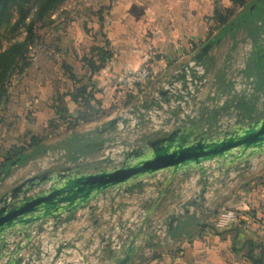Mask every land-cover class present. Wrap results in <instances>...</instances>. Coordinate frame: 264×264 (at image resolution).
Masks as SVG:
<instances>
[{
    "label": "crops",
    "instance_id": "obj_1",
    "mask_svg": "<svg viewBox=\"0 0 264 264\" xmlns=\"http://www.w3.org/2000/svg\"><path fill=\"white\" fill-rule=\"evenodd\" d=\"M76 7V15L70 12L64 22L56 25L60 26V34H56V27L52 31L54 34H48L49 47H38L39 60L36 64L33 61L30 68L38 66L36 81L30 84L27 92L19 91L20 103L10 100L7 105L10 115L4 116L6 122L0 126V162L12 144L20 143V139L28 141V134L41 138L40 127L46 122V127H53L55 134L61 135V131L66 134L65 139L55 136L50 142L62 143L59 149L76 150L93 140L94 125L102 119L89 123L81 121L79 126L69 129L68 124L54 120L58 117L51 106L62 98L69 120L77 118L84 110L66 95L76 86L64 66L74 68L81 74L80 79L86 81L88 75L83 59H91L93 49L105 44V40L109 42L113 59L93 78L101 90L95 94L102 105L101 115L111 103L126 97V94H117L115 80L151 65L154 76L150 88H153L169 79L206 45H212V49L206 60L209 84L204 90L202 105L214 90L219 96L230 94L232 100L228 106L238 115L243 113L240 103L235 102L243 98L234 96L228 74L237 62H246L249 58L252 24L264 19L260 3L248 0L245 8H238L230 0H77ZM217 7L235 11L227 25L218 26L213 19ZM257 106L258 102L244 117L259 119L264 116L257 113ZM210 113L202 106V118ZM51 120L55 121L52 126ZM72 154V158L76 156ZM70 158L68 164L72 162ZM86 160L94 162L96 159L86 157ZM44 165L43 161L34 159L19 167L10 182L21 175L28 178L39 174L35 168ZM190 176L191 173L175 179L154 220L170 222L176 206H186L198 197L197 204L181 218L180 225L173 224L165 242H153L150 257L141 256L134 264H253L248 258L250 247L256 248V257L264 252V170L243 177L233 185L223 182L204 198L199 195L202 183L189 182ZM224 209L235 210L238 220L225 230H214L213 224Z\"/></svg>",
    "mask_w": 264,
    "mask_h": 264
},
{
    "label": "built area",
    "instance_id": "obj_2",
    "mask_svg": "<svg viewBox=\"0 0 264 264\" xmlns=\"http://www.w3.org/2000/svg\"><path fill=\"white\" fill-rule=\"evenodd\" d=\"M246 62H237L228 74L229 83L235 97L249 99L255 93V79L244 76ZM154 73L149 67L128 72L120 77L121 87L128 93L138 88L142 90L136 103L116 115L119 119L115 130L105 139V147L100 159L110 158L113 165L121 160V153L140 146L147 137H158L177 127L193 125L201 116V108L209 112L226 108L231 95L219 96L214 90L209 92V100L202 105V96L209 84V73L202 63L189 59L181 69L169 79L150 88ZM182 76L184 79L179 80ZM172 84V85H171ZM166 92L163 96L162 93ZM219 129L236 123L228 114H221ZM86 162L85 159H79ZM244 167L230 173L215 172L208 182L212 193L223 182L236 184L243 177L262 172L264 158L257 157ZM214 168L215 165H207ZM160 173L145 180L141 190L112 191L72 217H60L33 224L13 232L0 248V264H109L106 254L109 250L119 251L130 240L131 234L143 221L149 206L159 195L162 184L168 178ZM199 173L191 174L189 182L196 183ZM47 189V188H46ZM184 205L174 208V216H183ZM238 220L235 210L224 209L213 224L214 230H225ZM97 221V222H95ZM153 228L159 243L168 238V222L153 221ZM152 248L146 247L141 256L148 258Z\"/></svg>",
    "mask_w": 264,
    "mask_h": 264
},
{
    "label": "water",
    "instance_id": "obj_3",
    "mask_svg": "<svg viewBox=\"0 0 264 264\" xmlns=\"http://www.w3.org/2000/svg\"><path fill=\"white\" fill-rule=\"evenodd\" d=\"M252 26V46L244 76L255 79V92L258 93L256 85L264 80V19L263 22H253ZM211 49L212 45L204 46L194 59L198 63L205 62ZM182 79L184 76L179 80ZM162 95L165 96L166 92ZM229 108L221 109L219 117L214 120L207 121L209 115L206 118L200 116L193 125L177 127L158 137H147L140 146L122 152V160L112 169H109L113 164L110 158L94 162L73 160L9 186L6 184L9 177L0 174V248L5 247L6 239L17 230L52 218L66 220L112 191L141 190L145 180L167 173L169 176L163 181L159 195L149 206L143 221L132 232L129 243L117 252L109 250L106 254L109 264H134L141 257L143 249L152 248L153 242L157 241L153 228L154 216L178 176L199 173L200 179L195 184L202 183L199 195L204 198L209 192L208 179L215 172L230 173L240 167L248 170L251 160L264 158V116L249 123L237 122V119L236 123L219 129V118L221 114H227ZM118 121L117 118L111 119L100 134L115 130ZM105 142L101 138L85 144V148L101 151ZM211 164L215 167H207ZM11 166L13 169L17 163L13 162ZM189 203L184 215L195 207ZM183 216H174L168 222V231Z\"/></svg>",
    "mask_w": 264,
    "mask_h": 264
},
{
    "label": "trees",
    "instance_id": "obj_4",
    "mask_svg": "<svg viewBox=\"0 0 264 264\" xmlns=\"http://www.w3.org/2000/svg\"><path fill=\"white\" fill-rule=\"evenodd\" d=\"M68 0H0V39L2 37L1 31L4 28H10L5 39L8 41L13 40L20 35V31L24 29L26 37L23 41H18L9 45V47L0 51V110L2 107H6L10 103L8 94V84L10 79L17 73L23 74L33 65V60L30 57V51L33 47H44L48 48L49 43H47L43 38L37 36L35 33V28L39 23L44 22L45 19L50 17L54 12H56L65 2ZM235 7L245 8L247 6L248 0H230ZM255 3H260L264 8V0H255ZM34 12H31V11ZM103 12L99 14L100 19ZM235 14L234 10H225L224 12L217 7L213 19L218 23L219 26L227 25L230 19ZM30 19L29 23L27 21ZM102 20V19H101ZM14 21V23H13ZM13 23V24H12ZM60 26L56 27V34H60ZM102 46H97L93 49L94 56L91 59H83L85 68L87 69V77L85 79H80L81 74H78L74 68L70 66H64L69 79L75 83V88L73 92L66 94L70 96L72 101L79 107L84 108L83 111L79 112L77 118L69 120L68 110L61 101L62 98L56 100L51 108L56 113L57 117L54 119L60 124H68L69 129H73L79 126L80 122L89 123L93 121H99L105 114H102V105L95 97L96 93H101L96 82L93 81L94 75L101 72L106 68V66L112 61L113 53L109 46V42L105 40ZM207 72L209 71L207 61L202 63ZM143 67H149L152 71L151 65H145ZM86 75V74H85ZM84 75V76H85ZM120 79V78H119ZM85 81V82H84ZM116 92L128 95L119 80H115ZM259 89L260 93L264 89V80L261 81L259 85H256V90ZM257 94H255L251 100L250 99H237L235 102L240 103V107L243 113L239 115L237 122L249 123L255 121V118H245V112H250L255 108L257 101ZM7 110L4 109L5 112ZM221 110H216L212 112L207 121L214 120L219 117ZM263 117V116H262ZM51 120L50 125L54 124ZM6 122L4 116L0 114V126ZM210 134H212L210 132ZM28 141L24 143H14L11 145L10 149L3 153V160L0 162V174H3L5 178H8L12 174L13 162L17 163V166L25 165L26 163L35 159L42 152L43 139L38 136H32L28 134L26 136ZM85 149V145H81L76 150L67 149L69 152V157L72 158V153L76 156L83 155L82 151ZM74 151V152H73ZM75 156V157H76ZM74 158V157H73ZM90 167L89 165L87 166ZM201 201V200H200ZM196 205L197 202H190L189 205ZM179 225L181 219L176 221ZM255 247H250V252L248 258L253 264H264V252H261L259 257L254 255Z\"/></svg>",
    "mask_w": 264,
    "mask_h": 264
},
{
    "label": "rangeland",
    "instance_id": "obj_5",
    "mask_svg": "<svg viewBox=\"0 0 264 264\" xmlns=\"http://www.w3.org/2000/svg\"><path fill=\"white\" fill-rule=\"evenodd\" d=\"M35 2V0H33ZM76 3L77 0H68L67 2H65L56 12H54L50 17H48L47 19L44 20V22L39 23L36 28H35V33L37 34V36L43 38L47 43H49V39H48V34H54L52 31L54 30V28L56 27L57 24L64 22L65 19L68 17V13L72 12V14L76 15V11L74 10L76 7ZM64 8H66V10H64ZM77 8V7H76ZM223 12L225 10H222ZM31 12H34L33 10ZM234 16V15H233ZM30 19L27 21V23H29ZM14 23V21H13ZM12 23V24H13ZM217 23V22H216ZM218 25V23H217ZM219 26V25H218ZM10 28H4L1 31L2 37L0 39V51H4L6 50L9 45H11L12 43L15 42H20L23 41L26 37V33L24 31V29H22L20 31V35L17 36L16 38H14L11 41H8L5 39V36H9L8 34H10L9 32ZM11 37V36H9ZM39 47V46H38ZM38 47H33V49H31L30 51V57L32 58L34 62V64H36L37 60H39V54L38 52ZM36 65L33 66L32 69L27 70L25 73L23 74H15L9 81L8 84V94H9V99L14 103V102H18L20 103L19 99H17L18 95H19V91L22 90V92H27V90H29L30 88V84H32L34 81H36V79L38 78V73L39 71L37 70ZM142 90L141 89H137L134 92L128 93V95L125 97L124 99H121V101H118L116 103H111L108 107V110H106V115L105 118H101L102 120L100 122H97L94 126V130H96L95 134L93 135V140H100L101 138L106 139V137L108 135H110L112 133V131H109L107 133H105L104 135H101L100 132L105 129L108 126V122L111 119L116 118V115L121 112L122 110H127L129 108H131L137 101L138 99V95L137 94H141ZM118 94V92H117ZM257 94L258 95V100L256 102H258V106L256 108L257 113L263 115L264 114V89L260 92V93H254L249 99L251 100V98ZM245 99V98H243ZM17 103V104H18ZM16 106V105H15ZM15 106H11V107H15ZM3 109L0 110V114L1 116H8L10 115L7 111H3L4 109L7 108L6 107H2ZM228 115L233 116V118H235L236 120L238 119V113L235 110H232V108L230 107L228 112ZM222 121L221 118H219V122ZM48 125V122L43 123V125H41L40 127V135L41 138L43 139V149L42 152L35 158L38 160L43 161V163H45L46 165L41 166L40 167H36L35 169H37L36 171L44 172L50 168H53L55 165H66L69 162V155H68V151L67 150H62L59 149L58 147H60L62 145V143H54V144H58L57 146L54 145L53 143H50L52 141H54V139L56 137H60V140L65 139V132L61 131L63 133L60 134H55L54 132V128L52 127H46ZM56 136V137H55ZM24 139H20V143H23ZM51 144V145H50ZM83 155L81 156H77L74 158H70L71 161L76 160L78 161L79 159L83 158L86 160V157H91L93 159H96L95 161H97L98 159H100V156L102 154V150H98L95 148H91V149H84L82 151ZM58 156L57 160H52L55 159ZM34 160V159H33ZM58 161V162H57ZM88 161V160H86ZM47 162V163H46ZM30 163V162H28ZM28 163H26L25 165H27ZM25 165L22 166H18L13 168L12 174L11 176L7 179L6 184L9 185H15L19 182H21L22 180L26 179V175H21L19 176L15 181L10 182V179L15 176L17 174V170L19 167H23ZM39 169V170H38Z\"/></svg>",
    "mask_w": 264,
    "mask_h": 264
},
{
    "label": "flooded vegetation",
    "instance_id": "obj_6",
    "mask_svg": "<svg viewBox=\"0 0 264 264\" xmlns=\"http://www.w3.org/2000/svg\"><path fill=\"white\" fill-rule=\"evenodd\" d=\"M94 141H96V140H92V142H94Z\"/></svg>",
    "mask_w": 264,
    "mask_h": 264
}]
</instances>
